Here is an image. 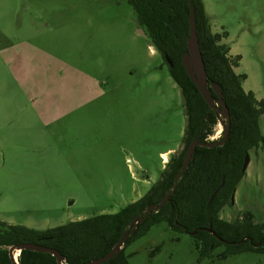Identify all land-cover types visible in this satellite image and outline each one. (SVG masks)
<instances>
[{
  "label": "rangeland",
  "instance_id": "1",
  "mask_svg": "<svg viewBox=\"0 0 264 264\" xmlns=\"http://www.w3.org/2000/svg\"><path fill=\"white\" fill-rule=\"evenodd\" d=\"M202 1L241 57L243 88L264 99V0ZM133 19L129 0H0V222L45 230L116 213L159 179L160 153L183 137V100ZM249 161L226 221L250 211L264 222V149ZM221 250L198 262L192 237L161 222L125 253L128 264H264L220 261Z\"/></svg>",
  "mask_w": 264,
  "mask_h": 264
},
{
  "label": "trees",
  "instance_id": "2",
  "mask_svg": "<svg viewBox=\"0 0 264 264\" xmlns=\"http://www.w3.org/2000/svg\"><path fill=\"white\" fill-rule=\"evenodd\" d=\"M129 4L137 26L145 31L167 65L169 76L180 89L185 114L182 149L167 162L159 179L142 197L116 213L98 214L45 230L0 222V264H14L9 249L23 243L57 251L64 264H85L109 253L125 231L120 252L102 264H128L126 248L161 222L174 232L192 237L198 262L211 258L219 248L222 250L216 257L220 261L242 253L264 255V222H256L250 211L242 212L234 221L220 217L221 209L232 205L235 189L245 176L246 171H241L245 155L251 150L264 149V136L259 128L264 99L258 100L252 91L243 90L242 83L247 76L234 72L241 57L229 54L230 48L224 42L225 31H211L202 0H129ZM191 7L207 87L211 83L220 87L229 112L230 127L222 146H197L187 169L178 179L187 147L194 140L200 143L216 141L210 138L219 124L215 110L205 103L182 65V56L187 52ZM165 56L172 66L165 61ZM211 95L217 101L212 90ZM222 122L224 124L225 120ZM221 137L222 132L219 139ZM170 190L172 194L168 201L159 210L146 215L147 207L158 205ZM214 192L216 194L209 202ZM135 217H144V220L132 230L130 223ZM159 249L155 247L151 255ZM17 262L57 264L51 254L30 250H21Z\"/></svg>",
  "mask_w": 264,
  "mask_h": 264
},
{
  "label": "water",
  "instance_id": "3",
  "mask_svg": "<svg viewBox=\"0 0 264 264\" xmlns=\"http://www.w3.org/2000/svg\"><path fill=\"white\" fill-rule=\"evenodd\" d=\"M133 22L137 26L136 21L133 19ZM136 33L140 36L146 37V33L142 28H139L137 26ZM165 61L169 64V66H172L170 60L167 58V56L164 57ZM182 65L186 71L187 76L189 77L190 81L196 86L197 90L201 94L203 100L208 105L210 109H214L216 112V116L218 118L219 123L222 125V137L214 142L211 143H200L197 140H194L188 147L182 162L181 170L177 175V178H181L185 170L187 169L189 162L192 159V154L194 149L197 146H203L207 148L215 147V146H222L229 134V127H230V117L228 108L225 104V102L222 99V93L220 90V87L217 84L211 83L210 87H207L208 81H207V74L205 70L204 61L201 55V51L199 49V43H198V36L196 33V26H195V20H194V11L193 7L190 8V14H189V37L187 39V52H185L182 56ZM211 90L215 93L217 97V101L214 99V97L211 95ZM223 120H225V123L223 124ZM249 164V155L246 154L244 157V162L241 168L242 172H245L247 169V166ZM176 183L173 184V188H175ZM222 184L220 185V187ZM172 194V190H170L167 195L159 202L158 205H149L145 211V214H149L151 211H157L159 210L166 201L170 198V195ZM216 192H214L209 200V202L212 201L214 198ZM144 220V217L141 219H138L135 217L132 222L130 223V226H132V230H134L135 226L142 222ZM208 232H211V229H208ZM192 235L194 234L191 233ZM126 238V231L122 234L118 242L114 245V247L110 250L109 253L106 255L94 259L90 262H87L85 264H102L106 262L107 260H110L113 258L116 254L120 252L122 249L123 243ZM21 250H30L35 252H43V253H49L51 254L57 264H64L63 263V257L60 253L57 251L49 248V247H43L41 245L33 244V243H23L18 245L17 247H11L9 249V256L11 258V261L16 264L17 259L16 255H19V252ZM17 252L15 255L14 252Z\"/></svg>",
  "mask_w": 264,
  "mask_h": 264
},
{
  "label": "crops",
  "instance_id": "4",
  "mask_svg": "<svg viewBox=\"0 0 264 264\" xmlns=\"http://www.w3.org/2000/svg\"><path fill=\"white\" fill-rule=\"evenodd\" d=\"M205 9V8H204ZM137 29V28H136ZM229 54L230 55H232L231 54V52H229ZM238 68V67H237ZM237 68H235L234 69V72L236 73V74H240V73H238L237 71H236V69ZM247 79V78H246ZM246 81V80H245ZM244 81V82H245ZM244 82L242 83V88H243V84H244ZM243 90L244 91H246L244 88H243ZM247 92V91H246ZM255 95V94H254ZM255 97H256V95H255ZM256 99H258L257 97H256ZM258 100H260V99H258ZM26 122H27V118H26ZM25 126H27V123H26V125ZM182 141H180L179 143H178V145H176V147H174V148H170V149H168V150H166L165 152H162V153H160V156H162L163 157V159H162V161H164V162H166V164H167V162H168V158H170L172 155H174L179 149H182V143H181ZM179 145H181V147H179ZM179 153V152H178ZM250 162V161H249ZM249 165V164H248ZM248 167V166H247ZM165 168V167H164ZM242 180V179H241ZM240 183V182H239ZM239 183H238V185H239ZM237 185V186H238ZM237 188V187H236ZM235 196H236V189H235V192H234V195H233V198L235 199ZM221 217V216H220Z\"/></svg>",
  "mask_w": 264,
  "mask_h": 264
},
{
  "label": "built area",
  "instance_id": "5",
  "mask_svg": "<svg viewBox=\"0 0 264 264\" xmlns=\"http://www.w3.org/2000/svg\"><path fill=\"white\" fill-rule=\"evenodd\" d=\"M16 264H18V262H16Z\"/></svg>",
  "mask_w": 264,
  "mask_h": 264
}]
</instances>
